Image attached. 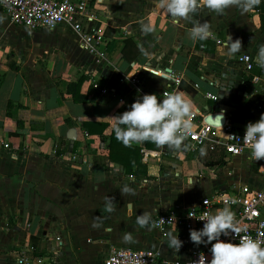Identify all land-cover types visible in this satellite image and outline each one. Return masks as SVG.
Returning <instances> with one entry per match:
<instances>
[{"label":"crops","instance_id":"0c3cea01","mask_svg":"<svg viewBox=\"0 0 264 264\" xmlns=\"http://www.w3.org/2000/svg\"><path fill=\"white\" fill-rule=\"evenodd\" d=\"M95 16L105 38L97 61L79 46L70 26L29 30L12 23L0 8V264H14L27 242L43 256L42 264H103L109 245L185 258L189 248L208 244L195 245L180 229L167 228L160 235L152 223L141 228L136 217L147 211L152 218L158 210L221 188L264 182L259 177L263 165L248 154L226 157L209 145L179 156L163 152L159 159L140 160L145 175L126 172L107 157L115 123L108 117L129 110L144 94L159 97L166 73L179 75L172 93L191 100L195 119H227L244 129L260 118L249 78L264 77V69L254 62L243 70L236 60L242 52L256 59L264 46L254 9L232 7L217 15L201 8L193 19L207 22L212 32L202 49L190 38L192 22H174L159 9L158 0H99ZM141 22L154 31L144 34ZM16 32L34 39L33 45L24 49L13 40ZM227 36L242 43L234 55L227 54ZM133 73L135 83L121 79ZM79 77L77 90L85 99L75 101L66 85ZM91 80L112 85L119 94L92 92ZM120 101L124 103L118 106ZM81 121L87 122L85 127ZM124 186L134 194L121 195ZM105 197L114 198V211L107 210ZM125 233L131 234L130 242L123 240ZM170 234L183 242L178 252L168 247Z\"/></svg>","mask_w":264,"mask_h":264},{"label":"built area","instance_id":"2783aa9c","mask_svg":"<svg viewBox=\"0 0 264 264\" xmlns=\"http://www.w3.org/2000/svg\"><path fill=\"white\" fill-rule=\"evenodd\" d=\"M99 0H0V8L7 18L14 24L32 29L52 30L58 25L70 26L75 34L79 46L93 53L94 60L97 61L103 54L98 45L105 44L103 29L94 23L95 10ZM48 21H52L50 25ZM217 42L218 40L215 39ZM203 48V44H199ZM243 70H250L256 59L249 53L242 52L236 56ZM158 99H163L166 93H172L177 85L179 75L166 73ZM126 82L135 83V74H125L123 78ZM256 95L255 105L264 113V77L262 74H253L249 78ZM90 90L97 94H119L116 88L97 80L89 82ZM205 95L215 100L216 94L209 91ZM122 100V96L118 97ZM196 113L191 114L192 130L188 138L184 141L187 146L181 151L160 149L157 146L147 148L140 146V160L146 162L149 157L160 158L161 153L170 152L176 156L184 152H193L202 145H209L211 148H220L224 155H244L250 156V149L242 141L244 129H238L227 119L219 124L209 123L201 117L195 119ZM4 146L7 142L3 143ZM74 154H68V158H74ZM263 165L264 160L256 161ZM264 183L260 185H250L241 183L235 188H221L210 195H204L188 203L181 204L175 208L158 210L151 221L154 227L164 235L167 228L183 230L189 235L190 229L199 230L203 227L206 214H215L218 209L229 207L235 215L238 227L242 229L239 237L221 236L224 242L239 243L244 236H251L257 241L264 242ZM163 219V220H161ZM153 225V223H152ZM56 243L60 242L57 237ZM215 241H213L214 243ZM264 247V243L261 244ZM211 244L203 248H189L185 258L174 257L166 259L151 248H130L109 245L103 258V264H208L211 260ZM34 246L25 243L14 257V264H42L43 256L34 253ZM205 258V260H204Z\"/></svg>","mask_w":264,"mask_h":264},{"label":"clouds","instance_id":"9594fccd","mask_svg":"<svg viewBox=\"0 0 264 264\" xmlns=\"http://www.w3.org/2000/svg\"><path fill=\"white\" fill-rule=\"evenodd\" d=\"M259 4L260 0H158L159 9L171 17L174 22L180 20L192 22L190 38L193 41H204L212 36L210 25L207 22L201 23L193 19L201 8H207L217 15H223L227 9L232 7L247 12ZM48 23L51 25L52 21ZM141 31L149 34L154 31V28L149 23L141 22ZM227 37L228 41L225 45L228 49L227 54L234 55L241 50L242 43L240 39L233 40L230 36ZM256 62L261 69H264V46L259 48ZM123 103L120 101L118 106ZM192 110L191 100L179 91L166 93L163 99H158L155 94H144L130 105L129 110L108 118L115 121L113 125L115 138L125 146L152 142L160 149L181 151L187 147L184 141L192 130L190 119ZM242 141L249 147V158L252 161L264 160V113L256 122L246 124ZM205 154L204 149H201V155ZM126 194H134L128 186L121 189V195ZM113 200V197H105L106 208L109 212L115 210ZM201 221L204 222L203 227L199 230L190 229L189 238L195 245L211 244L212 258L208 264H264V247L261 246L264 242L257 241L251 236H244L239 243L224 242L220 239L222 235L229 236L230 233L234 237H239L242 231L229 207L218 209L214 215L206 214ZM136 223L141 228L148 227L150 223L154 226L151 213L147 211H143L136 217ZM97 226L93 224V227ZM123 240L130 242L131 234L125 233ZM182 243L177 235L170 234L168 247L178 252Z\"/></svg>","mask_w":264,"mask_h":264},{"label":"trees","instance_id":"16d2710c","mask_svg":"<svg viewBox=\"0 0 264 264\" xmlns=\"http://www.w3.org/2000/svg\"><path fill=\"white\" fill-rule=\"evenodd\" d=\"M258 14V26L260 31L264 35V0H260V4L253 8ZM205 41L197 40V43L203 44V47H206L204 44ZM254 73H258L256 70ZM81 78L79 77L74 82H68L66 85V90L71 94V97L75 101H82L85 99V95L78 93V86L80 84ZM86 121H81V125L86 126ZM123 127V126H122ZM146 145H152L151 142H145ZM141 146V145H140ZM139 145L133 143L131 146H125L120 141L115 138V133L113 128L110 130L108 135L107 142V157L110 160L118 162L121 167H123L124 171L131 172L134 171L138 173L140 170L143 172L142 163L140 161V148ZM144 167V165H143ZM145 175V172H143ZM32 243V242H31ZM33 245V244H32Z\"/></svg>","mask_w":264,"mask_h":264},{"label":"rangeland","instance_id":"374dc122","mask_svg":"<svg viewBox=\"0 0 264 264\" xmlns=\"http://www.w3.org/2000/svg\"><path fill=\"white\" fill-rule=\"evenodd\" d=\"M13 40L21 43L22 47L24 49H28L29 46L33 45V41H35L34 39H32L30 36L28 35H23L20 36L18 34V32L15 33V35L13 36ZM10 55L7 56V58H9ZM164 170L161 169L160 172H163ZM259 177H263L262 180L264 181V174L263 175H259ZM259 179V178H258ZM260 180V179H259ZM264 183V182H263ZM29 243V242H28ZM23 245V244H22Z\"/></svg>","mask_w":264,"mask_h":264},{"label":"water","instance_id":"95a60500","mask_svg":"<svg viewBox=\"0 0 264 264\" xmlns=\"http://www.w3.org/2000/svg\"><path fill=\"white\" fill-rule=\"evenodd\" d=\"M205 121L209 122V123H214V124H219L222 121H220L219 119L215 118V119H206Z\"/></svg>","mask_w":264,"mask_h":264}]
</instances>
